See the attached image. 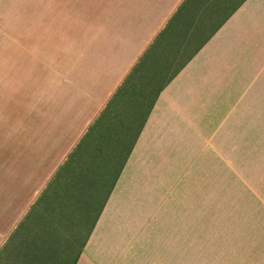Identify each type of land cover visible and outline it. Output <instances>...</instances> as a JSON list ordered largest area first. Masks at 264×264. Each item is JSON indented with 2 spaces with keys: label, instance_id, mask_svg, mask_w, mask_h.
Returning <instances> with one entry per match:
<instances>
[{
  "label": "crops",
  "instance_id": "1",
  "mask_svg": "<svg viewBox=\"0 0 264 264\" xmlns=\"http://www.w3.org/2000/svg\"><path fill=\"white\" fill-rule=\"evenodd\" d=\"M28 3L92 38L35 125L42 182L0 250L30 216L21 264H41V245H80L72 264H181L230 149L263 131L264 0Z\"/></svg>",
  "mask_w": 264,
  "mask_h": 264
},
{
  "label": "rangeland",
  "instance_id": "2",
  "mask_svg": "<svg viewBox=\"0 0 264 264\" xmlns=\"http://www.w3.org/2000/svg\"><path fill=\"white\" fill-rule=\"evenodd\" d=\"M20 1L0 0V239L5 240L42 182L30 178L31 169L42 174L45 155L35 125L45 123V108L62 75L92 38L78 35V20L38 19L28 0ZM261 127L246 132L245 148L230 149V159L239 162L229 164L227 179L213 181V196L203 204L213 211L193 213L197 243L182 245L181 264H264V116ZM46 197L47 191L41 206ZM40 204L33 206V217ZM31 224L27 216L4 244L0 261L14 259L0 264L26 262L21 258L36 246L30 233L39 229L36 221L29 231ZM50 246L38 247L45 251L41 264H72L80 245H63L66 251L59 252Z\"/></svg>",
  "mask_w": 264,
  "mask_h": 264
}]
</instances>
